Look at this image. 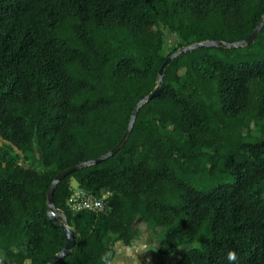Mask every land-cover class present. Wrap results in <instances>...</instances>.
Segmentation results:
<instances>
[{
    "label": "trees",
    "instance_id": "trees-1",
    "mask_svg": "<svg viewBox=\"0 0 264 264\" xmlns=\"http://www.w3.org/2000/svg\"><path fill=\"white\" fill-rule=\"evenodd\" d=\"M263 11L264 0H0V264L61 248L51 178L117 142L170 52L242 39ZM164 30L178 39L167 53ZM79 188L103 206L72 210ZM52 198L75 231L52 264H106L136 221L162 254L192 243L171 264H264V21L245 45L171 57L122 145L64 175Z\"/></svg>",
    "mask_w": 264,
    "mask_h": 264
},
{
    "label": "water",
    "instance_id": "water-1",
    "mask_svg": "<svg viewBox=\"0 0 264 264\" xmlns=\"http://www.w3.org/2000/svg\"><path fill=\"white\" fill-rule=\"evenodd\" d=\"M264 21V11L261 14L260 18L258 19L257 23L255 24V26L252 28V30L242 39L239 40H234V41H223V40H219V39H204V40H199V41H194L191 42L190 44L187 45H180L178 46L176 49H174L172 52H170L160 63V65L157 68V75H156V80H155V85L153 86V88L148 91L146 94H144L141 98L137 99V101L134 103L132 110L130 112L128 121L125 125V128L121 134V136L119 137V139L117 140V142L110 147L108 150L104 151L103 153L99 154L98 156H95L93 158H89L87 160H82V161H78L75 162L71 165H68L62 169H60L59 171H57L54 176L51 178L47 188H46V192H45V206H46V216L49 220L53 221L54 223H56L61 230L64 233V242L63 245L61 246V248L55 252L48 260H46L43 264H52L55 261H57L58 259H60L62 256H64L67 252L68 249H70L73 245L74 242V230L69 227L67 225V221L66 218L64 216V214L62 213V211L55 207L53 204V198H52V193H53V189L55 187V184L66 174H68L70 171L81 167V166H85L91 163H95L98 162L99 160L113 154L124 142V140L126 139L130 128H131V124L133 122L134 116L138 110V108L141 106V104L149 99L150 97L154 96L157 94L158 90H159V85H160V80L162 77V71L163 68L166 64V62L173 56L177 55L178 53L188 50V49H192L198 46H211V45H220L223 47H233V46H242L245 45L247 43H249L253 37L255 36V34L257 33V31L259 30L261 24Z\"/></svg>",
    "mask_w": 264,
    "mask_h": 264
},
{
    "label": "rangeland",
    "instance_id": "rangeland-1",
    "mask_svg": "<svg viewBox=\"0 0 264 264\" xmlns=\"http://www.w3.org/2000/svg\"><path fill=\"white\" fill-rule=\"evenodd\" d=\"M163 53H167L171 50L173 46L178 45V39L174 35V33L167 32L164 30L163 33ZM250 133H256L254 130V125H250ZM4 144V140L0 138V147ZM14 153H19L16 148L10 149ZM34 157L40 158V152L33 146ZM19 163L22 165H26L27 162L22 159H18ZM37 167H41L37 165ZM72 186H74L75 182L73 180L70 181ZM107 191H102L101 196H105ZM135 227L137 228V235L133 238V240L128 244H123L120 240H115L113 242L114 248V257L108 261L106 264H171L175 262L179 254L190 244H182L176 248V250L172 254H162L157 251V244L154 239V235L152 232L144 225L141 221H136Z\"/></svg>",
    "mask_w": 264,
    "mask_h": 264
},
{
    "label": "built area",
    "instance_id": "built-area-1",
    "mask_svg": "<svg viewBox=\"0 0 264 264\" xmlns=\"http://www.w3.org/2000/svg\"><path fill=\"white\" fill-rule=\"evenodd\" d=\"M68 202L72 210H77L79 208L100 209L103 206L99 197L93 198L90 195H85L82 188L73 191L68 198Z\"/></svg>",
    "mask_w": 264,
    "mask_h": 264
},
{
    "label": "clouds",
    "instance_id": "clouds-1",
    "mask_svg": "<svg viewBox=\"0 0 264 264\" xmlns=\"http://www.w3.org/2000/svg\"><path fill=\"white\" fill-rule=\"evenodd\" d=\"M228 261H235L236 260V254L234 252H228L227 254Z\"/></svg>",
    "mask_w": 264,
    "mask_h": 264
}]
</instances>
